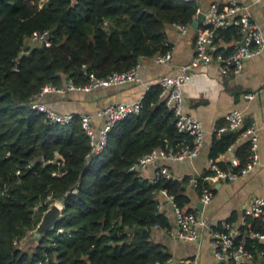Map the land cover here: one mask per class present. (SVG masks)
Segmentation results:
<instances>
[{"label":"trees","instance_id":"1","mask_svg":"<svg viewBox=\"0 0 264 264\" xmlns=\"http://www.w3.org/2000/svg\"><path fill=\"white\" fill-rule=\"evenodd\" d=\"M197 5L196 0H0V264L166 262L169 252L150 236L153 227L170 228L166 213L157 208V191L164 189L190 210L184 187L189 176L149 180L129 169L153 147L175 151L192 144L191 136L175 127L161 86L150 84L138 111L112 123L102 151L89 157L78 113L67 124L52 122L29 108L28 99L44 84L58 86L65 78L84 84L90 74L125 71L142 57L165 52L170 45L164 26H190ZM42 29L49 31L48 45L25 44L31 31ZM214 32L215 43L240 38L233 24ZM217 45L216 52L233 48ZM223 125L224 117L216 120L207 158L222 170L236 171L247 159L249 139L235 142L249 121L218 133ZM231 146L236 166L219 159ZM208 173L209 167L194 177L196 194ZM46 196L47 203L60 201V219L35 244L21 248L18 242L46 205L33 207ZM238 230L235 241L257 260L264 243L247 233L260 231V222L246 217Z\"/></svg>","mask_w":264,"mask_h":264},{"label":"built area","instance_id":"2","mask_svg":"<svg viewBox=\"0 0 264 264\" xmlns=\"http://www.w3.org/2000/svg\"><path fill=\"white\" fill-rule=\"evenodd\" d=\"M258 2L264 5V0H248V2L229 0L225 4L209 2L205 8L199 5L196 6L193 19H195L197 13H202V17L195 28L193 55L187 62L181 65L175 75L164 74L156 80V83L161 86L160 96L163 97L165 105L171 108L173 112L175 127L178 131L188 133L191 136L192 144L191 146H181L175 151L153 147L148 152L139 156L129 166L130 170L140 173L147 165L154 164L155 170L150 180L156 179L159 175L168 178L172 177V175L159 160H180L193 158L198 154L203 143L202 124L196 117L183 111L184 97L182 87L188 80L191 70L200 64L207 65L214 63L223 75L230 72L235 73L241 69L244 59L259 54L263 50L264 37L261 24L251 20L249 12L250 5ZM229 24L239 26L240 38L229 52H216L218 45L214 42V31L217 27ZM187 26L175 24V27L182 33L185 32ZM28 41L48 45L50 43L49 31L47 29L33 30L28 36ZM170 57L171 53L170 49H168L163 53L153 55L152 59L155 63H165ZM138 79V64L136 63L125 71H111L104 77H94L90 74L89 81L84 84H75L68 79L58 86L47 83L30 96L28 106L42 112L49 121L67 124L75 113L56 111L47 106L41 101L46 93H63L73 90L89 91L98 86L120 84ZM244 96L251 98L252 94L247 93ZM140 98L132 101L109 103L93 113L82 112L78 114L80 127L88 137L89 142V150L86 153V157L97 155L102 151L109 127L112 123L122 119L126 115L137 112L140 107ZM93 117L102 119L99 127L94 126ZM224 119L225 125L216 129L218 133L226 129L240 128L242 113L237 109H231L225 113ZM240 135L247 136L249 139V151L245 163L236 171H232L230 168L222 170L209 159L208 167L211 173L201 178L202 183L199 185L197 193L198 201L201 202L202 206L211 199V183L215 181H232L238 176L252 171L258 163L259 158L256 151L257 141L254 135V127L252 125L245 127L240 132ZM226 160L230 163V166L238 165V159L233 155ZM17 172L16 170L15 173ZM188 182L192 187L196 186L194 177L190 176ZM157 193L160 199L165 198L170 203L176 237L183 240L195 241L198 239L202 229L207 230L208 249L214 260L213 264H244L249 261L251 264H264V249L255 253L257 260H252L253 254L243 246L241 240L235 241V238L239 236L238 226L244 224L246 217H256L260 222L261 230H249L247 235L264 243L263 196H250L243 207L239 223H236L234 219L228 220L222 218L209 226L203 217L202 206H195L190 210H186L178 206L173 201V196L164 189H159ZM49 201L50 197L46 196L39 203H36L33 208L36 209L42 205L47 206L49 204L47 202ZM53 202L61 206L60 201L53 200ZM160 207L161 205L158 204L157 208ZM57 230H60V228H57Z\"/></svg>","mask_w":264,"mask_h":264},{"label":"crops","instance_id":"3","mask_svg":"<svg viewBox=\"0 0 264 264\" xmlns=\"http://www.w3.org/2000/svg\"><path fill=\"white\" fill-rule=\"evenodd\" d=\"M229 0H196L202 8L209 2L225 4ZM248 2V0H235ZM251 20L261 24L264 37V5L261 2L251 4L249 7ZM166 42L170 45L171 57L165 63H155L152 57H142L137 62L138 76L136 81L120 84L103 85L89 91H68L63 93H46L41 101L56 111L71 113H93L97 109L121 101H132L142 96L145 89L156 82L161 75H175L181 65L187 62L194 52L193 25L187 26L185 32H180L175 24L164 26ZM238 40L228 42L219 40V46H233ZM183 90V111L196 117L202 124L203 143L198 154L193 158L180 160H159L163 163L173 177L198 176L208 167L207 150L210 143L213 127L217 119L225 116L231 109L242 113L243 121H249L254 127L258 154V163L252 171L238 176L232 181H215L211 183L212 196L208 203L202 206V214L207 225H212L219 219L233 215L234 221L239 223L242 210L251 195L264 197V47L256 55L243 60L239 71L221 74L214 63L200 64L193 68ZM251 93V98L244 95ZM102 119L93 117V124L99 127ZM248 125V126H249ZM242 126V124H241ZM247 127V126H246ZM248 139L239 134L235 144ZM233 146V145H232ZM219 156L227 159L233 155V148ZM154 164L145 167L140 175L146 179L153 177ZM189 179V178H188ZM185 193L190 198L189 206H196L197 194L188 182ZM161 209L169 219V230L153 227L151 238L162 244L169 252L164 264H213L214 260L208 249V233L202 229L197 240H183L176 237L170 203L161 198Z\"/></svg>","mask_w":264,"mask_h":264},{"label":"water","instance_id":"4","mask_svg":"<svg viewBox=\"0 0 264 264\" xmlns=\"http://www.w3.org/2000/svg\"><path fill=\"white\" fill-rule=\"evenodd\" d=\"M201 17L202 13H197L191 25L196 27ZM64 80L66 81L67 78H65ZM196 206L201 207V202L197 201ZM61 208L62 206H60L56 202H50L49 204H47V206L41 212L39 220L37 221L35 226L25 233V235L21 238V242H26L27 244H35L41 238L43 233L52 230L57 221L60 219Z\"/></svg>","mask_w":264,"mask_h":264},{"label":"rangeland","instance_id":"5","mask_svg":"<svg viewBox=\"0 0 264 264\" xmlns=\"http://www.w3.org/2000/svg\"><path fill=\"white\" fill-rule=\"evenodd\" d=\"M25 44H26V45H29V46L32 45V43L29 42L28 39H27V41H25ZM18 243H19V246H20L21 248H26V247H28V246L33 245L32 243H31V244H27L26 242H21V240H20Z\"/></svg>","mask_w":264,"mask_h":264}]
</instances>
